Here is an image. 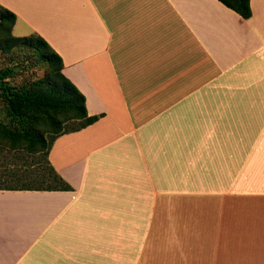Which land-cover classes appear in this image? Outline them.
<instances>
[{
    "label": "crops",
    "instance_id": "0c3cea01",
    "mask_svg": "<svg viewBox=\"0 0 264 264\" xmlns=\"http://www.w3.org/2000/svg\"><path fill=\"white\" fill-rule=\"evenodd\" d=\"M0 0L92 124L69 190L0 189V264H264V0Z\"/></svg>",
    "mask_w": 264,
    "mask_h": 264
},
{
    "label": "trees",
    "instance_id": "16d2710c",
    "mask_svg": "<svg viewBox=\"0 0 264 264\" xmlns=\"http://www.w3.org/2000/svg\"><path fill=\"white\" fill-rule=\"evenodd\" d=\"M220 1L244 19L252 15L250 0ZM16 19V13L0 4V27L8 31L3 39L6 49L27 48L32 57L48 64L49 71L36 83L17 88L9 82L16 73L15 67L0 70V99L8 118L7 122L0 119V153L10 155L0 164V189L69 190L71 185L50 162L51 147L59 135L80 130L99 116L89 115L84 94L62 72L61 55L44 37L36 33L13 34ZM59 114L63 115L62 119L58 118ZM42 120L47 121L46 127H40ZM63 121H78V125L62 129ZM32 131L36 133L29 139ZM47 134L52 135L48 138ZM15 152L25 153L21 158L26 154L33 156L37 167H30L33 163L29 160L16 163Z\"/></svg>",
    "mask_w": 264,
    "mask_h": 264
},
{
    "label": "rangeland",
    "instance_id": "374dc122",
    "mask_svg": "<svg viewBox=\"0 0 264 264\" xmlns=\"http://www.w3.org/2000/svg\"><path fill=\"white\" fill-rule=\"evenodd\" d=\"M8 34L7 29L0 27V70L7 67V66H14L16 69V73L14 77L9 78V82L15 87H21L24 85H31L36 83L37 80L43 79L49 71V66L41 59H35L32 57L28 52L27 48L22 47H14L12 49H6L3 39L5 35ZM58 118L62 119L63 115L59 114ZM0 119L4 122L8 121L6 115V106L0 99ZM47 121L42 120L40 123V127H46ZM78 121H63L61 125L62 129H68L72 126H77ZM40 129V128H39ZM38 130V129H37ZM35 131H32V135L30 134L29 139L35 135ZM52 134H47V137L50 138ZM27 143V142H26ZM13 159H16V163L19 165L24 163L25 160H29L32 162V168L37 167L36 163L33 162V156L26 154V157L21 158L24 156L25 153L22 152H15ZM10 155H6V153H0V164H2L3 160H7ZM21 169V167H19ZM22 170V169H21Z\"/></svg>",
    "mask_w": 264,
    "mask_h": 264
}]
</instances>
